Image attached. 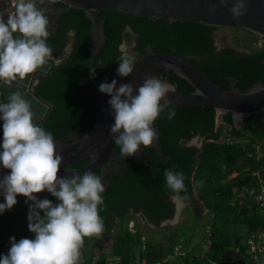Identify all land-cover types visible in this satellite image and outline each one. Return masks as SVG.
Here are the masks:
<instances>
[{"label": "trees", "instance_id": "trees-1", "mask_svg": "<svg viewBox=\"0 0 264 264\" xmlns=\"http://www.w3.org/2000/svg\"><path fill=\"white\" fill-rule=\"evenodd\" d=\"M58 6L62 4L58 3ZM47 16L51 22V16ZM68 16V20L65 16L58 24L61 28L75 30L76 42L71 56L62 67H56L51 76L41 79L34 90L37 98L52 105L51 111L38 124L52 133L54 140L65 141L70 133H84L94 127L97 119L94 98L88 94L77 95L75 91L82 93L91 85L94 91L100 93L101 83L115 80V46L121 42V31L127 25L135 36L134 50L138 58L134 63L146 56L150 47L153 53H173L191 58L224 89L230 88V81H236L235 88L240 91L249 89L261 80L264 85V48H255L248 53H241L230 47L218 48L215 40L218 27L202 23L147 19L100 10L99 19L103 22L105 42L91 64V23L79 9H71V15ZM128 36L131 37L130 34ZM56 41L57 39L49 36L47 43L53 48ZM92 68H96L94 78L90 73ZM168 79L177 84L181 93L194 91L191 85L174 73ZM169 110L175 112L172 119H168ZM261 117L260 113L253 114L240 121L239 129H236L232 114L228 113L220 119L224 126L229 127L224 134L221 129L215 130L216 111L212 108L184 105H170L165 108L154 126L158 133L157 142L166 161L154 148H143L145 163L130 164V159L123 157L118 161L120 174L106 177L109 187L103 195L104 203L99 206L104 229H112L114 226L110 211L114 207H122L118 213L121 222L117 229L120 232L115 236L110 254L120 256L122 264H136V260H144L145 264H230L231 251L237 249L244 256L237 260L238 264H264V254L258 255L257 261H254L248 254L246 244L247 236L251 232L264 229V213L251 201L242 206L232 205L234 191L253 187L256 181L251 176V171L241 170L250 161L243 148L248 145L245 149L252 151L250 145L243 141L261 140L264 137ZM255 118L258 123L254 122ZM248 133L253 136L242 139ZM2 134L0 121V142ZM195 136L203 137L200 148L184 145L185 141ZM226 136L232 141H224ZM236 139H242L241 143H237ZM119 155L120 148L114 143L113 156ZM88 163L87 158L72 164L70 168L80 169ZM260 163L264 166V158ZM165 169L182 172L184 175L187 191L181 195H187L188 199L183 201L186 204L183 211L191 218L199 216L203 210L210 214V218L204 221L207 230L201 232V240L189 252L187 251L193 240V228L187 227L188 230L182 232L178 226H167L161 230L157 241L145 242L146 249L143 252L140 249L138 224H134L136 232L131 233L127 229L130 216L135 214L141 215L144 221L158 230L163 222L173 219L175 205L169 199L171 192L163 175ZM235 172L237 174L232 177ZM96 175L99 176V173ZM0 203H4L2 196ZM30 204L17 201L15 205L25 208ZM182 224L184 223L180 226ZM177 245L187 253L186 257L176 256L169 259ZM104 246L91 237L90 247L82 249L93 254L100 253ZM134 247H138L137 259H134ZM7 252L8 250L0 247V256Z\"/></svg>", "mask_w": 264, "mask_h": 264}, {"label": "clouds", "instance_id": "clouds-1", "mask_svg": "<svg viewBox=\"0 0 264 264\" xmlns=\"http://www.w3.org/2000/svg\"><path fill=\"white\" fill-rule=\"evenodd\" d=\"M224 3L220 0L221 7ZM216 11L215 7L208 9L210 15ZM246 11V0H236L230 15L239 19ZM50 34L46 9L38 7L35 0H17L14 12L6 19L0 14V84L11 87L24 81L49 61L54 60L59 66L62 59L53 58L47 43ZM66 35L71 41L75 34L70 29ZM117 50L121 54L117 72L126 78L133 71L134 56L126 42H121ZM95 69L90 70L93 78ZM116 85V80L101 83L99 92L111 97L108 104L114 124L110 133L121 156L130 157L158 138L153 125L168 107L167 96L174 89L153 76L145 78L135 95L132 83L121 84L118 89ZM174 116V110H169L168 119ZM0 121V167L9 171L0 180L4 198L0 213L10 210L18 195L25 197L32 202L27 218L28 230L34 234L33 239L22 238L18 242L11 237V246L6 255L0 256V264H78L84 239L99 237L104 230L99 215V206L104 203L101 194L105 191L102 178L91 171L58 176L62 158L57 154L53 135L36 123L32 106L20 91L10 92L0 100ZM163 175L171 192L169 199L176 204L187 200V195H181L187 191L183 173L165 169ZM44 191L58 203L37 199L35 194Z\"/></svg>", "mask_w": 264, "mask_h": 264}, {"label": "water", "instance_id": "water-1", "mask_svg": "<svg viewBox=\"0 0 264 264\" xmlns=\"http://www.w3.org/2000/svg\"><path fill=\"white\" fill-rule=\"evenodd\" d=\"M56 2L64 4L67 8L83 11L87 19H89L91 23V64L105 42L103 22L99 19L100 10L116 11L147 19H164L170 22L180 21L202 23L215 27L239 28L255 35L259 39H264V0H246V14L239 19H234L230 15V9L236 0H225L223 7L220 6V0H43L42 3L39 2L37 5L38 7H44L46 14L51 16V27L57 24L54 16L62 14V11L56 10L54 5ZM212 7L217 9L215 15H210L208 12V9ZM48 66L49 64L44 65L39 70H45ZM170 73H174L177 77L186 81L194 91L188 94L181 93L176 83L163 76ZM31 75L11 87L0 84V95H3L0 96V100H3V97L9 95L10 92L20 91L25 99L30 102L35 121L40 122L44 118L47 107L28 92L27 86ZM149 76L166 82L174 89L167 96L170 101L168 106L184 105L212 108L219 113V119L231 113L236 129H239L238 123L240 121L246 120L253 114L260 113L264 116V85L262 80L244 91L235 88L236 81L232 82L229 89H224L212 80L191 58L173 53L157 54L147 50L146 56L133 64V71L128 77L116 79V88L118 89L121 84L132 83L133 94L135 95L136 90L142 85L145 78ZM228 80L230 81V79ZM75 94H88L94 98V109L97 112V119L91 130L78 134L70 133L65 141L54 140L57 154L62 158L58 176L82 175L86 171H91L93 174L99 173L105 187V191L101 194L103 197L109 187V181L106 177L120 174V166L117 163L118 160L123 158L121 155L113 156L114 138L110 133V128L114 124V114L108 104L111 97L94 91L91 85L82 93L75 91ZM154 128L156 129L155 126ZM150 147L154 148L157 154L166 161L157 139ZM143 150L142 146L137 154L128 157L130 164L135 162L145 163ZM87 158L89 163L85 167L70 169L73 163ZM110 161L114 163L112 164ZM8 174V170L0 167V180ZM46 192L35 195L39 199ZM0 196L3 197V194L0 193ZM16 200L32 203L19 195ZM180 204L183 205L184 203ZM174 205V215H176L180 211L181 206L179 207L175 202ZM167 222L169 221L163 222L162 225Z\"/></svg>", "mask_w": 264, "mask_h": 264}, {"label": "rangeland", "instance_id": "rangeland-1", "mask_svg": "<svg viewBox=\"0 0 264 264\" xmlns=\"http://www.w3.org/2000/svg\"><path fill=\"white\" fill-rule=\"evenodd\" d=\"M257 38L258 37H256L255 35H251L248 32L243 31L241 29H237V28L218 27L215 31V40L217 42V45L220 48L230 47L242 53H248L249 51L257 48V43L259 41L257 40ZM128 50L130 53L131 51L130 43L128 44ZM218 116H219V113L216 112L215 130L221 129L223 133L225 134V132L229 130V127L224 126L221 122H219ZM261 118L263 119V123H264V116H262ZM254 122L258 123L256 118L254 119ZM252 136H253L252 133H248V134H245L242 137V139H249ZM242 139H238L237 143H241ZM246 146L248 145H245V147ZM251 166L254 167L252 163L251 164L247 163L241 168V170L252 171L250 169ZM45 198L50 200L53 204L58 203L56 198L52 197L51 194H49L48 192H46L42 197H40L39 200H42ZM30 205L25 208H18L16 205H14L10 210H6L3 213H0V219H2L0 221V246H2L4 249L10 248L11 245L9 241L11 237H14L17 242L22 238H29V239L34 238V234L30 233L28 230V218L27 217H28ZM184 208H185V204L183 205L181 204L180 211L176 215H174L171 221L165 223L164 225H161L159 230L156 227L151 226V225L144 226L142 229H145V242L148 243V242L157 241L161 236V230L163 228H166L167 226H172V227L178 226V229L182 232H186V230H188L187 227H189V228H193L192 229L193 240L187 251L189 252L190 249L201 240L202 238L201 232L202 231L204 232L207 230L206 228L207 225L204 223V221L210 218V214L206 210H203L199 216H192L191 218L188 214H186L183 211ZM130 219L131 221H133L134 224L136 223L138 224L139 229L142 227L143 224L139 217H137L136 215H131ZM131 221L128 222L127 229L129 227L133 229ZM191 221L195 222V224H192ZM116 223H118V221H116ZM181 223H184V224L180 226ZM5 230L7 232H5ZM90 241H91V238H85L83 247L84 248L90 247ZM134 249H135L134 259H137L138 247H134ZM169 259H172V258L170 257ZM229 263L238 264L237 259H233L232 257H230Z\"/></svg>", "mask_w": 264, "mask_h": 264}, {"label": "built area", "instance_id": "built-area-1", "mask_svg": "<svg viewBox=\"0 0 264 264\" xmlns=\"http://www.w3.org/2000/svg\"><path fill=\"white\" fill-rule=\"evenodd\" d=\"M17 0H0V14L7 18L9 13L14 12L15 4ZM36 3L41 2V0H35ZM262 42L259 40L257 43V48H260ZM221 142L223 139L220 140ZM224 141L231 142V138L226 136ZM238 139H236V142ZM245 144H249L252 151H246V158L249 159V163L253 164L251 166V176L255 177V184L250 188H241L234 191L232 205L242 206L244 203L251 201L255 206L258 207L261 213H264V166L260 163L261 159L264 158V137L261 140H244ZM237 173H233L234 177ZM142 221V227L139 229L140 232V249L143 252L146 249L145 244V229H142L146 225H150L143 220V217L139 214H135ZM131 221V220H130ZM129 221V222H130ZM133 229L128 228L129 232H134V223L131 221ZM152 226V225H151ZM246 244L248 246V254L252 256L254 261H257L258 255L264 254V229L258 232H251L247 236ZM111 245H105L100 253L94 252L93 254H88L81 248L80 258L78 264H122L120 256L110 254ZM231 257L233 259H241L244 256L239 254L237 249L231 251ZM187 253L181 250L180 245L174 247L173 254L171 258L176 256L186 257ZM136 264H145L144 260L137 261ZM216 264V263H215ZM221 264V263H218Z\"/></svg>", "mask_w": 264, "mask_h": 264}, {"label": "flooded vegetation", "instance_id": "flooded-vegetation-1", "mask_svg": "<svg viewBox=\"0 0 264 264\" xmlns=\"http://www.w3.org/2000/svg\"><path fill=\"white\" fill-rule=\"evenodd\" d=\"M58 3H60V2H56L54 4L55 5V8H56V10L62 11V14H60L59 16H54V18L56 19L57 24L54 27L53 26L51 27V34H50V36L52 38L57 39L55 46L52 48L53 49V58L54 59H62V63L59 66H57L54 63V60L53 61H49V63H48L49 66L45 70H39L38 69L34 74L31 75L30 80H29V84L27 86V90H28V92H30L34 96H35L34 90L39 85L40 80L43 79V78H45V77L51 76L52 73L55 72L54 70H55L56 67L57 68L58 67H62L64 64H66L67 60L71 56V53H72L74 44L76 42L75 30L73 28H68V29L61 28V26L58 24V21H62L65 16H66V18L68 20V17H69L68 15H71V9L70 8H67L62 3H61L62 6H58ZM51 21H52V19H51ZM70 29L73 30L74 31V34H75L74 37L71 39V41H69V38L66 35L67 32ZM132 33L133 32L131 31V28L128 25L125 26L124 29L121 31V34H120L121 35V42H126L127 44L130 43V45H131L130 54H132L134 56V60H136L138 57H137V54H136V52L134 50V47H135V36ZM128 34H130L131 37H129ZM260 41L262 42V45H261L260 48H264V40H260ZM69 44H70V46H69ZM119 44H117L115 46V52L117 54V57H116V59L114 61V70H113V75H114V79L115 80L120 77L118 75V73H117V67L119 65L118 63L120 62L119 61V57L121 55L118 52V50H117ZM217 47L220 48L218 45H217ZM171 74L172 73L167 74V75H163V76L169 78V76ZM232 82H234V81H230L229 86L232 84ZM37 99L40 100L39 98H37ZM40 101L42 103H44L46 105V107H47L46 113L44 114V118H45L47 116V114L51 111L52 105L50 103L46 102V101H43V100H40ZM94 107H95V104H94ZM44 118L42 119V121L44 120ZM219 122H220V119H219ZM36 123H38V122H36ZM2 136H3V134H2ZM202 142H203V137L195 136V137L191 138L190 140L185 141L184 142V145H186V146H194L196 148H200L201 145H202ZM110 162L112 164L114 163L113 161H110ZM117 164H119V163H117ZM120 210H122V207L121 206H117V207H114L113 211H110V216L113 217L114 226L112 227V229H104L103 232L100 234L99 237L93 236L94 240H97L101 244H104V245H111L113 243V241L115 239V236L120 232L119 231L120 229H117V227H119V224L121 222V220L118 218V213L120 212ZM116 221H118V223H116ZM1 230H3V229H1ZM5 232H7V231L5 230ZM134 232H136V229H134ZM0 247L3 250H9V249H4L2 246H0Z\"/></svg>", "mask_w": 264, "mask_h": 264}, {"label": "bare ground", "instance_id": "bare-ground-1", "mask_svg": "<svg viewBox=\"0 0 264 264\" xmlns=\"http://www.w3.org/2000/svg\"><path fill=\"white\" fill-rule=\"evenodd\" d=\"M178 206L180 207V206H181V204H178Z\"/></svg>", "mask_w": 264, "mask_h": 264}, {"label": "crops", "instance_id": "crops-1", "mask_svg": "<svg viewBox=\"0 0 264 264\" xmlns=\"http://www.w3.org/2000/svg\"><path fill=\"white\" fill-rule=\"evenodd\" d=\"M186 205V204H185Z\"/></svg>", "mask_w": 264, "mask_h": 264}]
</instances>
